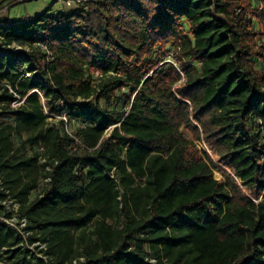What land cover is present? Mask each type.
Segmentation results:
<instances>
[{"label": "trees", "instance_id": "obj_1", "mask_svg": "<svg viewBox=\"0 0 264 264\" xmlns=\"http://www.w3.org/2000/svg\"><path fill=\"white\" fill-rule=\"evenodd\" d=\"M75 1L4 19L0 263L264 264V0Z\"/></svg>", "mask_w": 264, "mask_h": 264}, {"label": "rangeland", "instance_id": "obj_2", "mask_svg": "<svg viewBox=\"0 0 264 264\" xmlns=\"http://www.w3.org/2000/svg\"><path fill=\"white\" fill-rule=\"evenodd\" d=\"M1 1L2 0H0V2ZM6 5L10 6V9L5 13L3 18L5 19V21H8L10 23H15V22L26 21L28 19H32L38 16L39 14L43 13L49 6H52L51 9L49 10L50 13H57L60 11L69 13L71 11H74L80 8L82 3H79V1H75V0H9L7 2L1 3L0 8H3ZM168 62H171L172 65L175 66V64L172 62L171 57L170 59L168 58ZM255 68L259 69L260 67L259 65H255ZM100 104L101 106L104 105L102 101L100 102ZM58 119H59L58 117L55 119L51 118L49 119V123H55L56 121H58ZM190 127L195 128L196 124L192 121ZM72 128L74 130L76 126L74 125L72 126ZM189 128H181V132L185 138L191 140L192 135H191ZM67 131L68 133L71 132L69 128L67 129ZM22 138H24V136ZM14 142L16 145H18L19 139H14ZM193 142H194V146L196 150L200 154H204L205 156H207L213 162L214 164L213 177L216 180L224 181L225 175L231 176V171L224 164L221 163L220 158H218L215 155L214 150L206 142H204L202 139L200 141L194 140ZM25 152L27 154H31L30 148L28 146L26 147ZM42 162L43 161L40 160L39 164H42ZM1 191H2V185L0 182V192ZM243 191L246 194H249V192L246 189H243ZM35 193H37V191L31 194V197H33ZM2 205L5 206V212H10L11 210H14L15 212V204L11 200L4 202ZM11 219H13L12 222L16 226H18V229L21 230V233L23 234L22 229L26 227V225H23V221L20 220L19 217L15 215L12 216ZM148 262L150 264H155L154 260H149ZM0 264H12V263L4 261Z\"/></svg>", "mask_w": 264, "mask_h": 264}, {"label": "built area", "instance_id": "obj_3", "mask_svg": "<svg viewBox=\"0 0 264 264\" xmlns=\"http://www.w3.org/2000/svg\"><path fill=\"white\" fill-rule=\"evenodd\" d=\"M22 2V1H21ZM10 9V6L6 5L4 6L3 8H0V49L3 50L5 52V54H9V53H12L14 55H18L20 57H23L24 56V53L27 51V49L23 46H20V45H17L16 43L12 42L11 44H8V45H3V42H4V37L1 35V31H2V28L5 26V23H4V15L5 13ZM36 72H33V74L31 73H27V72H24L23 75L21 76L22 78H32V76L35 74ZM0 86L2 87H6L8 89V92L11 93L13 95V100L10 102L9 106L10 108H18L20 106H22L24 104V101H25V96H21L20 94H18L17 92L13 91L9 85L7 84V82L5 80H1L0 79ZM32 92H35L38 96L41 97V94L39 93L38 90H33ZM62 120H64V122H66V118L63 116L61 117ZM66 132L67 129H66ZM44 162V160H42ZM42 162V163H43ZM44 171L45 172H49L50 171V168L48 166H45L44 167ZM44 183H48L50 182V179L48 177H46L44 180H43ZM12 201V200H11ZM13 202V201H12ZM14 203V202H13ZM3 204V203H2ZM15 204V212L14 210H11L13 211L14 213L17 212V209H18V205L16 203ZM15 216H17L16 214H14ZM12 215V216H14ZM11 216V218H12ZM9 218L7 220V222L11 225V226H16L12 221L13 219ZM20 220L23 221V225H26L27 224V220L25 218H19ZM18 228V226H17ZM37 245L39 246V250L43 251L45 250V245L44 244H39L37 243ZM41 259H43L45 261L46 264H50L48 263V258L44 255H42L41 253L38 255ZM73 264H76L75 262H73Z\"/></svg>", "mask_w": 264, "mask_h": 264}]
</instances>
